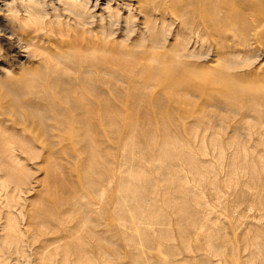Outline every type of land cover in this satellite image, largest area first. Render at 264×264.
I'll return each mask as SVG.
<instances>
[{"label": "rangeland", "instance_id": "obj_1", "mask_svg": "<svg viewBox=\"0 0 264 264\" xmlns=\"http://www.w3.org/2000/svg\"><path fill=\"white\" fill-rule=\"evenodd\" d=\"M35 1L38 6L23 16L10 6L21 10L29 0H0V17L17 36L39 38L32 57L20 53L23 67L0 44V108L14 98L7 85L23 95L20 103L35 95L8 79L24 68L57 66L77 82V65L76 72L67 65L75 51L94 60L91 90L74 94L81 110L61 103L79 121L28 122L17 105L0 114L6 137L0 136V145L7 148L0 153V264H264L260 0H229L216 31L190 22V0H164L162 10L154 0H142L154 7L152 32L138 25L126 34L128 14L117 13V0L84 26L73 15L84 0ZM98 1L100 7L107 3ZM36 11L48 16L40 19ZM117 14L118 26H110L109 16ZM179 50L193 55L177 58ZM225 79L254 88L258 97L225 90ZM58 90L49 98L69 94L64 86ZM85 103L94 105L90 124L82 117ZM49 125L54 130L46 137Z\"/></svg>", "mask_w": 264, "mask_h": 264}, {"label": "bare ground", "instance_id": "obj_2", "mask_svg": "<svg viewBox=\"0 0 264 264\" xmlns=\"http://www.w3.org/2000/svg\"><path fill=\"white\" fill-rule=\"evenodd\" d=\"M22 1V0H21ZM118 2H116V11L117 13L121 12V11H125L127 12V17H125V27H126V31L124 32L125 34L126 33H133L135 31V28L136 26L140 25L142 29L146 30V32H152L151 30V27H150V16H151V13L153 12V8L154 7H158L159 10H162V8H165L166 9V6H165V3L163 2L164 0H154L153 2L154 3V7H150V5L147 7L146 5H143L142 4V0H117ZM172 3L174 2H179L178 0H171ZM29 2L31 3L30 5L28 6H25V5H22V8L21 10H11L12 9V6H10V11L11 13H19L20 11L23 12V16H26L27 14L29 15V12L31 10H33V7L35 6H38V3L35 1V0H29ZM106 5L105 6H102L100 7V4H99V1L98 0H84L82 1V8H80L77 12L74 11L73 12V15H74V18L77 20V22H79L82 26L84 25H91L95 22V19L96 16L95 15V11L98 9L103 11L105 9H108L106 7H108L109 4H111L113 2V0H106ZM150 2V1H149ZM229 3V0H190V3H186L185 5L187 7H190V11L191 13L195 16L194 19H192L190 22H197L198 20V25H201V26H204V27H209L211 28L210 30H217V26L221 23V19H220V14L221 13H225L226 12V8H228V4ZM179 4V3H178ZM260 5H261V8L264 9V0H260ZM185 7V6H184ZM186 7V8H187ZM185 8V9H186ZM14 9V8H13ZM121 9V10H120ZM71 11V9H69ZM37 12V11H36ZM38 13V17L40 19H45L47 16H48V13L45 12V14H40L39 12ZM178 17L180 16L179 14L177 15ZM110 20H109V25L110 26H118L119 22H120V15L117 14L116 16V19H113L111 18L112 16H109ZM184 17V16H183ZM189 18V17H188ZM191 18V17H190ZM227 18H232V20L234 21H237L238 18L236 16H230V17H227ZM103 19V16L101 14V16H99V20L102 21ZM196 19V20H195ZM163 20V19H162ZM187 21V20H186ZM9 21L7 18L1 16L0 17V29L3 33V35L5 34H8L7 38L5 37H0V44L3 46L4 50H9L12 54H13V57L15 58L16 60V63L19 67H23L22 66V63L20 62V53L21 52H25L26 53V58L28 59L29 56V51H30V48L32 46V43L34 42V40L36 41L37 39H39L37 36H35V34L33 33L32 35L29 33V35H26L27 37V40L24 39L21 37V36H17L16 32L14 33L13 30L9 27ZM186 24V23H185ZM188 24V22H187ZM197 25V26H198ZM201 28V27H200ZM117 29V28H116ZM141 29V30H142ZM125 30V29H124ZM151 30V31H149ZM190 30V29H189ZM163 31V30H162ZM191 31H192V28H191ZM254 31V30H253ZM36 32V31H35ZM114 32V31H113ZM117 32V31H115ZM213 32V31H212ZM211 32V33H212ZM141 33V32H140ZM161 33V31H160ZM168 33V32H167ZM250 33V32H249ZM109 34H111L109 32ZM148 34V33H147ZM165 34V33H164ZM195 34V33H194ZM113 35V34H112ZM129 35V34H128ZM151 35V34H150ZM149 35V36H150ZM152 36V35H151ZM191 36V35H189ZM126 37V35H125ZM141 38V37H140ZM152 37H150L151 39ZM144 39V38H143ZM164 39V38H163ZM153 40V39H152ZM187 40V39H186ZM155 41V40H154ZM161 43L162 40H159ZM155 43V42H152V44ZM163 43L165 44V39L163 41ZM161 43V44H163ZM189 43V42H187ZM246 43V42H245ZM158 44V43H157ZM156 45V44H154ZM188 45V44H187ZM153 47V45H152ZM186 47V46H185ZM185 47H182L184 48V50L187 48ZM22 51H21V50ZM193 53V51H188L186 55L184 54H181L180 53V50L178 53L180 54H177L175 53V56L177 58L183 56V57H187L190 58L192 57V55H188L190 53ZM64 55V54H63ZM58 55L60 56L59 58L57 56H55L56 58H58L57 60V63H62L63 62V58L65 57V55ZM68 55V54H67ZM34 56V55H33ZM32 57V55H31ZM66 59H67V56H66ZM56 61V60H55ZM68 61V60H67ZM69 63L67 62V65L72 68L73 70L75 68H73L74 66L77 65L78 67V77H77V82L75 81L76 78H66V73H64V70L62 69V71H56L55 68H58L57 66H54L53 68L50 67V68H45V70L43 72L37 70L36 68H32L30 71L26 70L25 68L23 70H20V74L18 76H12V77H9L8 79L12 80L13 81V84L18 88V86H24V88L26 87L27 88V91H28V88L30 89L29 91H33L35 90V95L32 94V96L30 97V99H26V101H24L23 103H20V97L23 96L22 94L20 95V93H15L14 90L12 93L11 92V88L7 85V82L5 83V85H7L8 87V91H7V94H12L13 95V101L10 102L9 100L7 101L6 104H3L2 107L0 108V114L2 116H5L7 114V112L9 111L8 109V106L12 105V106H19L21 108H24L25 110V115H26V119H28V122L29 120L33 121L34 119H38L40 125L41 123L43 124L45 120H48V119H51V120H67V118L69 119H73L74 117L81 120V117H78L77 116H72V115H68V113L66 111H63L62 106H61V103L63 102L64 104V100L67 101V104L69 101L72 102V105H73V109L76 111H78L80 109V101L76 100L77 99V94H82L89 89V84L88 83V79L90 77H88L89 75L91 76V72L89 70V66L91 65L90 63L94 60H91L89 58V56L87 55H84V52L81 54L79 51L76 53H74V55L71 56V58L69 59ZM96 61V60H95ZM25 62V61H24ZM56 63V64H57ZM97 63V62H96ZM95 63V64H96ZM57 64V65H58ZM41 66V65H40ZM103 66V65H102ZM162 66V65H161ZM43 67V66H42ZM229 68L231 67H236L235 64L233 63H230V65H228ZM5 68V67H4ZM38 68V67H37ZM97 68V67H96ZM104 68V67H103ZM161 68V67H160ZM7 70V69H6ZM4 70V71H6ZM43 70V69H42ZM48 70V73L52 74L50 76V78L48 80L50 81H44L42 78H44L45 75H47V71ZM71 70V69H70ZM102 70V68L100 69ZM76 72V70H74ZM103 71V70H102ZM74 72V73H75ZM93 73V72H92ZM12 74V73H11ZM94 74V73H93ZM102 74V73H101ZM222 75V74H221ZM95 76V75H94ZM223 76V75H222ZM46 77V76H45ZM68 77V76H67ZM95 78V77H94ZM223 78V77H222ZM230 79V77H229ZM229 79H225L224 82H225V85H224V89L225 90H228V91H231L233 93H235L236 95H242L244 93H247L248 94V97L251 96L252 99L256 100V97H258V91L254 90V88H246V87H243V86H240L239 84L235 83V82H232L231 80ZM115 80H120L119 78H116ZM48 84H47V83ZM2 83H3V80H2ZM1 84V83H0ZM2 85V84H1ZM5 85L4 87H2V89L5 88ZM11 86V85H10ZM61 86H64L67 88V92L69 93L68 95L65 93L66 95V98L64 99H51L52 97L49 98L50 96V93H52V91L54 92H58V88L61 87ZM92 86V85H91ZM96 84H94V88H95ZM144 86V85H143ZM1 87V86H0ZM92 87V88H93ZM98 87V85H97ZM10 88V90H9ZM23 88V91L25 90L26 92V88L24 89ZM57 88V89H56ZM91 88V87H90ZM117 88V85L116 83H114V85L112 84L111 86V89L112 90H115ZM146 88V87H145ZM7 88H5L6 90ZM13 89V87H12ZM101 89V88H100ZM17 90V89H15ZM19 90V89H18ZM17 90V91H18ZM91 90V89H90ZM88 90V91H90ZM98 91V89H96ZM96 90L94 89V91L96 92ZM22 91V90H21ZM22 91V93H23ZM28 91V92H29ZM64 91V90H63ZM66 91V89H65ZM87 91V93H88ZM20 92V91H19ZM54 92V93H55ZM4 93V92H3ZM32 93V92H31ZM97 93V92H96ZM26 94V93H25ZM75 94V95H74ZM98 94V93H97ZM28 95V94H27ZM49 95V96H48ZM98 96V95H97ZM5 94H3L1 96V102L4 101L5 99ZM85 97V96H84ZM176 97V96H175ZM250 97V98H251ZM29 98V97H28ZM70 98V99H69ZM86 98V97H85ZM264 98V97H263ZM88 99V98H87ZM162 99V98H161ZM174 99V97L172 98ZM261 99V98H260ZM159 100V99H158ZM156 100V102L158 101ZM87 101V100H86ZM161 101V100H160ZM176 101H177V98H176ZM22 102V101H21ZM56 102V103H55ZM88 102V101H87ZM173 102V101H172ZM181 102V101H180ZM55 103V104H54ZM159 103V102H158ZM254 103V102H253ZM56 104H59L56 105ZM85 106H83L84 108V111H83V120L85 123H89L90 122V113L94 114L92 112V107L94 106L93 104H89V103H85L84 104ZM93 105V106H92ZM16 106V107H17ZM80 106V107H79ZM91 106V107H90ZM102 106V105H100ZM59 107V108H58ZM105 107V106H104ZM48 108V109H47ZM79 108V109H78ZM8 109V110H7ZM47 109V111L45 110ZM78 109V110H77ZM72 110V109H71ZM81 110V109H80ZM104 110V109H103ZM20 111V109H19ZM23 111V110H22ZM47 112L46 114L44 113ZM239 112V111H238ZM80 114V113H79ZM101 116H102V113L100 112ZM74 115V114H73ZM243 116V115H242ZM103 117V116H102ZM101 117V118H102ZM104 118V117H103ZM111 118V117H110ZM146 118V117H145ZM158 118V116H157ZM162 118V117H161ZM187 117H185L186 119ZM144 119V117L142 118ZM159 119V118H158ZM163 119V118H162ZM3 120V119H2ZM161 120V119H160ZM5 121V120H4ZM114 121V120H113ZM158 121V120H157ZM83 122V123H84ZM141 122V121H140ZM145 122V121H144ZM161 122V121H160ZM138 123V122H137ZM143 123V122H142ZM172 123V122H171ZM4 124V123H3ZM2 124V126H3ZM90 124V123H89ZM195 124H197L195 122ZM46 125V124H45ZM44 125V126H45ZM87 125V124H86ZM92 125V123H91ZM90 125V126H91ZM149 125V124H147ZM146 125V127H147ZM180 125V124H179ZM194 125V124H193ZM47 126V125H46ZM177 126V125H176ZM4 127V126H3ZM50 127V125H49ZM53 126H51L50 128H44V131L42 129V135H44V133L47 135H45L46 137L50 136L49 135V132L53 131L54 130V127L52 128ZM53 130H52V129ZM163 128V126H162ZM57 129V128H56ZM59 129V128H58ZM152 129V128H150ZM3 130V129H2ZM145 130V128H144ZM154 130V129H152ZM168 130V129H167ZM4 131V130H3ZM174 132V131H173ZM41 133V132H40ZM150 134H155L153 131H149ZM149 133H148V136H149ZM166 133V132H164ZM187 133V132H186ZM152 134V135H153ZM170 134V133H169ZM169 134H165L167 135V138H172L171 136L169 137ZM156 135V134H155ZM176 135V134H175ZM2 137H4L2 140L6 141V137H5V132H2V135H0ZM151 136V135H150ZM1 137V138H2ZM154 137V136H152ZM150 138V137H149ZM179 138V137H178ZM153 139V138H152ZM3 141H2V145L1 148H0V153H4L6 151V145L5 143L3 144ZM5 154V153H4ZM2 156V155H1ZM0 156V157H1ZM1 158H4L3 156ZM132 218H134V216H132ZM83 220L86 221L87 220V216L85 214H83ZM88 222V221H87ZM132 240V239H131ZM131 264H134V259L133 261L131 262Z\"/></svg>", "mask_w": 264, "mask_h": 264}]
</instances>
